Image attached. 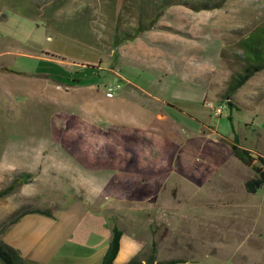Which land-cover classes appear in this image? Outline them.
<instances>
[{"label":"rangeland","instance_id":"374dc122","mask_svg":"<svg viewBox=\"0 0 264 264\" xmlns=\"http://www.w3.org/2000/svg\"><path fill=\"white\" fill-rule=\"evenodd\" d=\"M125 2L63 0L61 11L50 12L30 0H0V69L33 67L24 53L43 50L71 65L94 61L87 73L97 80L0 71V188L11 179L37 185L35 174L56 173L60 182L51 187L61 196L86 198L110 223L147 241L141 259L153 248L157 262L264 264V187L255 194L244 187L257 157L264 159V70L236 91L231 112L223 98L237 42L264 24V0H227L202 11L172 6L154 29L114 47V29L133 24ZM85 7L90 42L68 15ZM36 66L64 77L65 64ZM110 84L118 85L112 96ZM235 137L257 155L250 165L233 156ZM106 144L123 158H97ZM145 147L151 156L145 161L143 152L135 166L131 154Z\"/></svg>","mask_w":264,"mask_h":264},{"label":"crops","instance_id":"0c3cea01","mask_svg":"<svg viewBox=\"0 0 264 264\" xmlns=\"http://www.w3.org/2000/svg\"><path fill=\"white\" fill-rule=\"evenodd\" d=\"M148 52L146 49L142 51L144 55L151 56L152 53ZM24 55L36 61V65L40 62L66 65L64 77L40 72L36 65L29 66L26 70L13 69L27 73L28 77L40 76L47 81L67 82L68 76L72 75L77 80L84 78L92 80L87 71L94 61L85 65L75 63L71 65L57 54L43 50L39 54ZM161 65L167 68L166 64ZM7 68L12 69L10 66ZM39 140L38 137L34 141L25 142L32 145ZM35 162L31 166L38 167L39 163ZM35 175L34 182L38 183L37 185L23 183L18 190L0 199V243L17 250L24 264H101L109 247L113 223H110L103 210L93 211L86 198L67 194L66 197L61 196L60 191L51 187L55 186L54 183L58 185L60 182L59 179L58 181L55 179L56 173H52L54 177L48 171ZM41 175L43 181L36 182ZM13 181L11 179L6 186ZM35 210L48 212L50 216L33 212ZM122 231L120 248L114 264H126L133 258L146 254L149 249L147 241L137 234L127 233L123 229ZM139 259L142 264H146V259L140 257ZM171 260L175 259L169 261Z\"/></svg>","mask_w":264,"mask_h":264},{"label":"trees","instance_id":"16d2710c","mask_svg":"<svg viewBox=\"0 0 264 264\" xmlns=\"http://www.w3.org/2000/svg\"><path fill=\"white\" fill-rule=\"evenodd\" d=\"M125 1H126L125 4H127L129 8H132L131 16L133 18V24L132 27L128 30L127 29L122 30L120 29V27L118 28V26L114 29L112 36L113 38L112 45L114 47H118L127 41H133L143 33H146L154 29L161 16L165 13L167 9H169L172 6L188 5L193 10L196 11L213 10V9L222 8L227 0H191L190 3H188L189 1L186 0H125ZM30 2L32 4L33 3L36 4L37 7L44 6L45 7L44 11H50V12H54L58 10L61 11L63 8V0L52 1L48 6L44 4L42 5L41 4L42 0H30ZM85 8L86 9L84 11H81L80 9H76L71 13H69L68 15H72L74 16L73 18L77 19V24H78L77 27H79L80 30L81 28H83L82 31L86 35L88 41L90 42V38L92 37V35L90 36V32H89L90 27L88 22L91 12L88 7ZM122 17L124 16H122L121 14L119 17H117V21H121ZM73 27L74 26L71 25V28ZM237 48L239 49V52H236L234 54V57L236 58V62L234 63L236 69H234L235 67L232 68L233 70H236V72H234V75L231 77L226 92L223 95V98L228 100L226 105L230 112L232 111L233 108H235L231 103V99L233 95L236 93V91L239 88H241L246 82H248L251 78H253L257 73H260L264 70V24L255 26L247 36L239 39V41L237 42ZM0 71L15 75L27 76V73L15 71L13 69L6 67L1 68ZM100 79L101 78L99 77V80ZM94 80L95 81L92 80L88 81L87 84L88 83H90L89 85L95 84L97 80L96 79ZM73 82L76 84L82 83L80 80L77 79L73 80ZM228 120L229 123L231 124V131L232 133H234L235 131L232 125L231 115L228 117ZM125 138H128L129 141L135 140L134 137H130V136L129 137L126 136ZM132 142L134 143L135 141ZM236 143H237V139L235 137L233 143H231V151L233 156L236 157L238 160H240L242 163L250 165L251 161H253L252 154L247 150L238 147ZM142 144L145 143L139 142L137 146L138 145L141 146ZM113 148L114 146L111 144H106V146H104L103 148L100 147L96 151L97 158H101L104 161L123 158L122 157L123 154L120 153L119 151L117 153V151H114ZM143 152L145 155L144 160L146 161V158L150 157L152 154V151L150 149L147 150V147H145L144 150L142 151L141 149H139L138 151H135V153L133 152V154H131L132 158H129V160H131V162L135 166H140L142 162L140 156L141 154H143ZM93 154L95 155V153ZM114 155L117 156V158H115ZM256 161L259 163L260 166H252V169L255 172V176L251 179H248L244 184L245 191L247 194H255L258 190L264 187V159L258 156ZM21 185H22V181H20L19 179L14 180L7 187L0 190V198H3L11 194ZM33 212L50 216V213L48 212H42L39 210H35ZM122 234L123 231L119 229L115 223H113L111 229V240L109 243V247L103 257L101 264H114V260L119 252L120 240ZM155 262H156L155 251L153 249L151 254L145 260L146 264H177L182 261L171 260L166 262H156V263ZM0 263L24 264V260L17 250L0 243ZM126 264H142V263L139 257H135Z\"/></svg>","mask_w":264,"mask_h":264},{"label":"built area","instance_id":"2783aa9c","mask_svg":"<svg viewBox=\"0 0 264 264\" xmlns=\"http://www.w3.org/2000/svg\"><path fill=\"white\" fill-rule=\"evenodd\" d=\"M117 88H118V85H116V84H110V85H108V86L106 87V92H107L108 96H112V95L115 93V91L117 90ZM222 109H223L222 106L217 107V108L214 110V112H215L214 114H215L216 116L221 115Z\"/></svg>","mask_w":264,"mask_h":264},{"label":"water","instance_id":"95a60500","mask_svg":"<svg viewBox=\"0 0 264 264\" xmlns=\"http://www.w3.org/2000/svg\"><path fill=\"white\" fill-rule=\"evenodd\" d=\"M252 157H253V158H256V157H257V155H255V154H252Z\"/></svg>","mask_w":264,"mask_h":264}]
</instances>
